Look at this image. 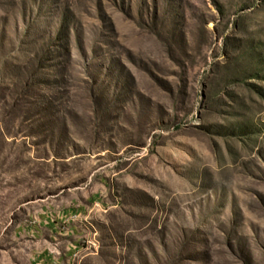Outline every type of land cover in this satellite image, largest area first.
Masks as SVG:
<instances>
[{
	"label": "rangeland",
	"instance_id": "obj_1",
	"mask_svg": "<svg viewBox=\"0 0 264 264\" xmlns=\"http://www.w3.org/2000/svg\"><path fill=\"white\" fill-rule=\"evenodd\" d=\"M0 264H264V0H0Z\"/></svg>",
	"mask_w": 264,
	"mask_h": 264
}]
</instances>
